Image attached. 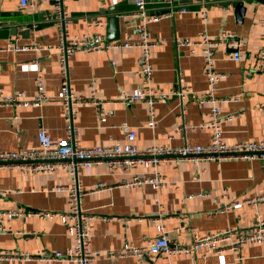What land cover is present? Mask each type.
Here are the masks:
<instances>
[{"label": "crops", "instance_id": "obj_1", "mask_svg": "<svg viewBox=\"0 0 264 264\" xmlns=\"http://www.w3.org/2000/svg\"><path fill=\"white\" fill-rule=\"evenodd\" d=\"M229 0H212L209 4L210 20L207 31L217 36L222 31L239 35L242 42V59L233 61L217 55L216 68L225 77L217 85L215 95L238 101L222 103L224 116H234L223 124V139L229 144L242 141L264 140V79L258 73L261 65L258 53L261 48L259 22L264 15V0H237L227 12L223 7ZM151 13L164 15L165 0H145ZM242 2L243 14L237 4ZM187 5V13L164 17L149 24L151 39L163 44L152 49L153 83L164 90L187 87L202 94L208 89L204 75L202 48L190 54L187 48L177 49V42L195 41L205 26L196 13L194 0H175ZM74 18L72 34L106 33L109 39V18L135 8L134 0H65ZM52 0L36 8H23L20 0H0V46H25L29 50L0 52V88L6 95L23 94L32 99L37 95V77H42L50 99L41 106H0V152L15 151L21 147L37 148L38 133L45 129L50 137L61 140L66 135L65 109L58 98L63 80L59 65L58 27L47 22L52 13ZM238 12V13H237ZM242 12V11H241ZM88 21V23L85 22ZM101 20L104 28L94 26ZM120 20V38L140 35L138 21ZM16 28V35L2 31ZM118 39V40H119ZM110 40V39H109ZM14 41L15 43H13ZM115 41V40H114ZM230 53L231 50H228ZM142 52L139 48L111 49L93 54H76L69 60V78L77 94L90 95L89 83L97 82V97L102 101L116 100L123 92L134 90L141 83ZM40 72V73H39ZM174 97L159 102L155 107L156 126L149 128V110L146 104L107 106L106 122L98 121L91 105L77 108L76 126L79 143L83 147L108 146L126 142L121 128L126 123L137 131L135 144L139 149L153 145L182 147L186 144L206 146L211 142V131L200 128L209 120L210 105L200 104L187 97L183 101ZM190 128L185 133L181 127ZM194 126V127H193ZM158 171L166 185L158 192L151 184L139 188L118 186L123 180L138 173L150 177ZM69 171L58 170L52 175H28L18 169L0 167V247L6 251L35 253L41 249L66 251L75 245L65 224L57 219L25 217L9 220L3 215L10 209H33L61 212L67 210V195L49 191L55 185L68 184ZM84 189L103 182L108 189L90 192L84 198V210L95 216L92 221L91 248L100 255L92 264H136L134 258H113L109 250H117L125 242L141 244L145 238H155L157 231L152 222L163 215L165 228L171 239L182 245L192 241L193 233L208 235L228 228H251L264 222V204L258 207L242 206L226 213H217L223 207L222 192L226 189L229 200L264 193V159L199 160L197 162H165L146 169L124 171L120 166L109 171L102 164L90 174L80 177ZM46 187V189H44ZM199 193L208 196H198ZM189 196H193L189 198ZM103 218H106L103 220ZM141 219V221H140ZM11 229L12 232H9ZM35 233V235H33ZM200 250L194 257L181 255L172 258L173 264H264V244L247 245L238 251L204 255ZM1 264H43L36 261L8 260ZM74 264V263H59ZM144 264H167L164 258L151 256Z\"/></svg>", "mask_w": 264, "mask_h": 264}, {"label": "built area", "instance_id": "obj_2", "mask_svg": "<svg viewBox=\"0 0 264 264\" xmlns=\"http://www.w3.org/2000/svg\"><path fill=\"white\" fill-rule=\"evenodd\" d=\"M167 12L164 15L151 13L147 8L145 0H134L135 8L129 12L119 15L123 21H138L140 35L137 40L132 34H125L124 39L109 40L106 33L94 34H72L70 27L74 18L70 15L65 0H52L53 10L46 17L47 22H53L58 27V45L60 72L63 80L62 87L58 93L64 109L66 120V135L63 139L55 141L45 129L38 133V147H21L15 151L0 152V167L18 169L28 175H52L58 170H66L71 173V181L64 185H55L50 188L51 192L65 193L67 195V210L61 212L40 211L33 209H10L3 215L11 220L12 218L38 217L57 218L61 220L67 232L75 240V245L66 251H51L41 249L35 253L27 251H6L0 247V264L4 261H36L43 264H92L100 255L99 251L91 248L92 221L95 216L84 210V198L90 192H99L109 188L105 183L99 182L84 189L80 177L83 173L90 174L95 166L106 165L109 171H114L120 166L124 171L136 170L142 166L146 169L152 165L157 166L165 162H197L199 160H236L254 159L257 157L264 159V140L242 141L232 145L227 144L223 139L224 123L231 121L238 115L224 116L222 103L238 101V98L219 99L215 91L219 82L225 75L216 68L217 55L220 50H231L230 53H223V56L233 61H240L242 55V40L238 34L222 31L217 36H212L207 31L210 20L209 4L212 0H194L197 4L196 13L205 26L199 38L195 41L183 40L177 42V49L187 48L190 54H195L198 48H202L204 59V75L207 80L208 89L197 94L191 92L187 87H179L171 90H164L153 83V65L151 62L152 49L163 44L162 40H153L150 37L148 26L159 22L164 17H171L177 13H187V5H177L175 0H165ZM237 0H229L223 7L224 11H229ZM45 0H20L23 8H36L41 6ZM88 23L87 20H85ZM94 26L104 28L105 24L101 20H95ZM259 26L261 28V48L258 59L261 63L258 73L264 79V15ZM139 48L142 52L141 83L130 92H123L116 100L102 101L97 97V82L91 80L89 83L90 95L77 94L70 84L69 60L76 54H93L105 52L111 49ZM29 50L25 46L9 45L7 48L0 46V52L4 50ZM40 73V72H39ZM38 93L32 99L24 98L23 94L6 95L0 88V106L6 107H27L41 106L49 101L42 77H37ZM177 97L181 101L182 113L185 111L183 101L190 97L200 104L210 105L209 120L202 124L200 128H208L211 131V142L206 146L184 145L178 148L170 146L153 145L144 150L139 149L135 144L137 131L128 124H122L121 128L125 135L126 142L116 143L108 146L83 147L79 143V130L75 124L77 119V108L82 105L94 107L98 121L106 122L107 106L111 104L129 105L136 102L146 104L149 110V128L156 126L155 107L161 102ZM264 111V105L260 107ZM194 127V126H193ZM190 127L187 124L181 127L186 133ZM145 184H151L156 192L166 185L165 179L158 171L150 177H145L138 173L130 179L123 180L118 186L139 188ZM46 189V187L44 188ZM7 192L0 190V196ZM198 196H208L199 193ZM193 197V196H192ZM189 196V198H192ZM223 207L217 213H226L242 206L258 207L264 204V193L254 196H242L229 200V193L226 189L222 192ZM1 215V214H0ZM163 215L159 214L153 218L152 222L156 226L157 234L155 238H145L141 244L125 242L117 250H109L107 255L113 258H134L136 264H144L145 259L151 256H158L165 259L167 264H173L172 258L186 255L194 257L197 252L204 250V255L221 254L229 251H238L247 245L264 244V222H257L251 228H228L208 235L193 233L192 241L188 245H182L177 240L171 239L165 228ZM106 218H103V220ZM141 221V219H140ZM7 231L0 225V232ZM9 232H12L11 229ZM35 235V233H33Z\"/></svg>", "mask_w": 264, "mask_h": 264}, {"label": "water", "instance_id": "obj_3", "mask_svg": "<svg viewBox=\"0 0 264 264\" xmlns=\"http://www.w3.org/2000/svg\"><path fill=\"white\" fill-rule=\"evenodd\" d=\"M237 9L240 11L239 15L243 14V10L245 9L242 2L237 4ZM242 11V12H241ZM238 13V12H237ZM109 39L110 40H118L120 38V20L117 16H111L109 18ZM10 32H7V30L2 31L3 33L11 34V35H16L17 33H22L18 32L16 28H13L12 30H9ZM15 43L14 41H12Z\"/></svg>", "mask_w": 264, "mask_h": 264}]
</instances>
